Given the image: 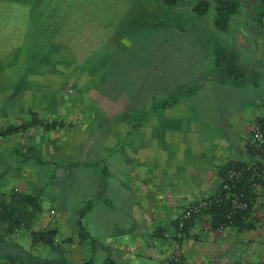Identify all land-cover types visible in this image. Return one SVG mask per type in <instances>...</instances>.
<instances>
[{
	"label": "crops",
	"instance_id": "0c3cea01",
	"mask_svg": "<svg viewBox=\"0 0 264 264\" xmlns=\"http://www.w3.org/2000/svg\"><path fill=\"white\" fill-rule=\"evenodd\" d=\"M239 2L250 10L259 6L260 0ZM14 18L13 14H0V207L13 193L39 196L41 210L25 227L30 235L32 231L56 229L59 255L54 259L65 258L70 264L89 260L95 264L101 246L109 253L105 264L108 259L113 264H264V222L228 225L220 231L213 223L206 228L212 217L206 212L188 220L182 233L177 226L186 208L217 194L224 167L253 159L248 139L257 122L264 119V97L237 99V106L236 102L228 103L225 86L233 85L236 95H242L237 93L243 88L238 77L234 84L231 79L215 78L217 88L228 91L224 94L214 92L216 85L206 90L204 82L172 95L140 91L143 84L154 85L156 90L158 85L169 84L165 71L161 77L152 72L147 77V69L155 70L156 66L133 65V61L116 66L115 72L102 64L86 65L81 53L92 49L85 41L79 45L76 31L65 29L62 21L67 27L71 24L65 13L45 19L46 40L52 47L28 61L23 55L28 33ZM244 35L243 47L248 50L238 51L236 57L264 75V67L254 66L249 59L251 55L264 63V35L257 25L247 28ZM49 57L55 59L53 65L60 77L53 92L47 85ZM225 65L233 68L236 62L232 57ZM66 77L91 85L86 97L70 98L82 108L57 103L67 99L60 92ZM164 100L174 103L159 107ZM50 101L53 108L47 109ZM92 102L95 107H91ZM103 115L109 119L120 116L118 124L95 125L94 118ZM118 132L119 139L112 138ZM114 147L122 154V194L116 195L118 205H122V230L106 243L96 244L80 220L81 234L63 239L59 210L54 205L50 211L52 206L45 209L44 197L54 196V189L57 197L68 182L70 165L75 164L98 163L100 185L106 191L105 175L111 173V162L103 149ZM55 179V188L46 191V185ZM93 207V200H88L81 216ZM129 213H133L132 222L125 224ZM30 237L28 248L23 250L45 258L33 251L44 244H34Z\"/></svg>",
	"mask_w": 264,
	"mask_h": 264
},
{
	"label": "rangeland",
	"instance_id": "374dc122",
	"mask_svg": "<svg viewBox=\"0 0 264 264\" xmlns=\"http://www.w3.org/2000/svg\"><path fill=\"white\" fill-rule=\"evenodd\" d=\"M199 1L201 0H178L176 4L168 5L163 0H0V14H13L14 23L19 26L23 24L26 28L28 34L25 37L23 55L28 61L35 55L43 54L48 47H52V44L46 40L45 19L48 20L54 13H65L66 19L71 24L67 27L62 21V25L65 29L78 33L79 45L85 41L84 45L92 49L88 48V52L81 53L85 56L86 65L102 64L107 66L110 72H115L116 66L121 63L127 65L133 61V65L156 66L155 70L147 69V77L151 72L161 77L165 71L169 84L158 85V90L154 89V85L143 84L140 85V91L145 93L159 91V94L165 92L172 95L181 90H193L201 82L205 83V89L208 90L216 85L215 78L231 79L230 82H233L231 84L239 78L243 88L237 89L239 91L237 93L242 95H236L233 85L225 86L229 90L228 103L233 104L237 99L247 97H264L263 72L254 68L253 71V66H250V70L240 57H236L238 51L243 53L244 50H248L243 47L246 44L244 31L247 28H255L256 25L261 31L255 17L258 6H253L249 10L240 3L241 14L232 15L228 28L221 30L215 26L216 11L213 3L217 0H208L212 5L204 15L197 14L193 10ZM232 53L236 66L228 68L225 64L227 59H232L228 56ZM249 59L255 62L254 66L264 67V63L258 59L255 61L251 55ZM48 62L51 63V67H48L47 85L48 91L53 92L60 77L56 72L58 68L53 65L55 59L49 57ZM139 69L142 70L141 67ZM62 79L64 81L60 92L62 91V95L67 99L57 103L63 107L70 108L72 104V107L82 108L80 102L70 98L76 95L86 97L90 93L91 85L75 83L69 77ZM178 80L181 81V85L176 84ZM170 82L174 83L170 84ZM255 82L260 85H256ZM217 86L214 87L215 93H228L225 89H218ZM112 94L116 95V93ZM119 94L117 92L116 99H119ZM237 104L236 102L235 106ZM91 107H95L93 102ZM49 108H53V101L48 103L47 109ZM119 118L120 116H113L109 119L103 115L95 117L93 122L95 125L110 121L118 124L116 120ZM118 134L119 132L112 138L119 139ZM103 150L112 164H110L112 174L108 172L105 175L106 191L100 185L101 168L98 163L91 166L75 164L69 167L68 185L63 184L57 197L54 189V196L44 197L42 201L45 209L52 206L48 211L54 209L53 205L57 206L63 239L70 234L78 236L80 220L91 232L96 244L100 241L106 243L109 237L116 236L122 230V205H118L116 199V195L122 194L121 149L114 147ZM251 153L254 156V152ZM115 163L117 165H114ZM56 182L57 179L46 185V191L55 188L53 185ZM88 200H93L94 207L82 217L80 210ZM130 214L133 213H129L123 220L125 224L132 222ZM48 226H51L50 222ZM3 228L4 225L0 222V264H12L7 255L14 257L26 255L23 249L28 248L31 235L27 229L20 228L6 236ZM33 251L43 253L48 260H53L55 254L59 255L58 250L45 245L36 246V250ZM108 254V250L101 246L96 252L95 264H105L104 260Z\"/></svg>",
	"mask_w": 264,
	"mask_h": 264
},
{
	"label": "trees",
	"instance_id": "16d2710c",
	"mask_svg": "<svg viewBox=\"0 0 264 264\" xmlns=\"http://www.w3.org/2000/svg\"><path fill=\"white\" fill-rule=\"evenodd\" d=\"M163 1L168 5H174L178 2V0H163ZM213 4L216 11L215 26L221 30L227 29L229 26L231 16L239 12L240 9L239 0H217L216 3ZM211 5H212L211 1L201 0L193 7V10L197 14L204 15L208 13ZM255 17L258 20L261 32L264 35V26H263L264 0H260ZM173 103L174 101L164 100L161 102L159 107L166 108L168 106H171ZM257 124L260 125V127L264 132V119H260L257 122ZM250 151L252 150L250 149ZM246 163L247 162L230 163L229 165L223 168L222 170L223 177L225 178L226 172L230 167L233 166L243 167L247 165ZM223 193H224L223 189L222 187H220L217 194H223ZM215 196L211 198H214ZM39 199L40 197L37 195L13 193L10 196L9 202L4 201L1 204L0 222L3 223L4 225L3 228L4 235L9 236L10 234L16 232L20 228H25L29 230V227L27 228L25 227L27 225V222L31 220L34 216H36V214L41 210ZM226 206L227 203L223 202V203L215 204L212 208L209 209V213L212 216L213 225H215L216 227L224 221ZM88 208H90V206L86 207L85 210H87ZM84 211L81 212V215L84 214ZM79 224H80V234H81V231L83 229L82 222L79 221ZM234 224H239L241 226H248L250 223L242 221L241 219L238 218ZM56 234H57V230L54 228L43 231L31 232L32 240L34 244L41 242L44 245H49L52 249L58 250V248L55 246V241H54ZM7 257L10 259V262L12 264H48V263L70 264L65 258L48 260L47 258L41 257L39 255H35L27 251H26V255L24 256L14 257L7 255ZM83 264H93V261L89 260ZM107 264H113V261L111 259H108Z\"/></svg>",
	"mask_w": 264,
	"mask_h": 264
},
{
	"label": "built area",
	"instance_id": "2783aa9c",
	"mask_svg": "<svg viewBox=\"0 0 264 264\" xmlns=\"http://www.w3.org/2000/svg\"><path fill=\"white\" fill-rule=\"evenodd\" d=\"M248 147L254 152L253 159L243 167H230L221 185L223 194L205 199L186 208L177 221L182 233L188 220L205 215L215 204L227 203L224 221L216 228L224 230L239 218L247 223L264 222V132L259 124L252 129ZM212 217L206 228L212 225Z\"/></svg>",
	"mask_w": 264,
	"mask_h": 264
},
{
	"label": "water",
	"instance_id": "95a60500",
	"mask_svg": "<svg viewBox=\"0 0 264 264\" xmlns=\"http://www.w3.org/2000/svg\"><path fill=\"white\" fill-rule=\"evenodd\" d=\"M263 26H264V19H263Z\"/></svg>",
	"mask_w": 264,
	"mask_h": 264
}]
</instances>
